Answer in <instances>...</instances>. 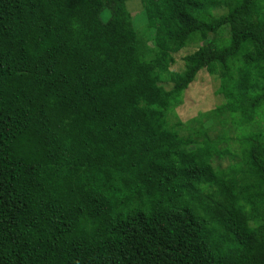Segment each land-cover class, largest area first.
I'll use <instances>...</instances> for the list:
<instances>
[{"label": "trees", "instance_id": "1", "mask_svg": "<svg viewBox=\"0 0 264 264\" xmlns=\"http://www.w3.org/2000/svg\"><path fill=\"white\" fill-rule=\"evenodd\" d=\"M0 264H264V0H0Z\"/></svg>", "mask_w": 264, "mask_h": 264}, {"label": "rangeland", "instance_id": "2", "mask_svg": "<svg viewBox=\"0 0 264 264\" xmlns=\"http://www.w3.org/2000/svg\"><path fill=\"white\" fill-rule=\"evenodd\" d=\"M137 8V6H132ZM194 50L189 47L176 55V68L183 67L182 59ZM219 83L207 73H202L198 80L190 87L183 99V105L176 113L184 121L196 117L199 113L207 112L223 103L222 97L216 94ZM210 123L208 124V126Z\"/></svg>", "mask_w": 264, "mask_h": 264}]
</instances>
